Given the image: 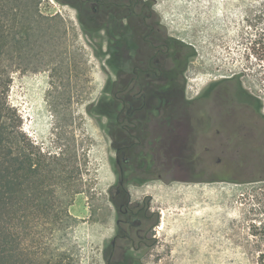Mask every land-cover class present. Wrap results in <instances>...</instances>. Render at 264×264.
<instances>
[{
    "label": "rangeland",
    "instance_id": "obj_1",
    "mask_svg": "<svg viewBox=\"0 0 264 264\" xmlns=\"http://www.w3.org/2000/svg\"><path fill=\"white\" fill-rule=\"evenodd\" d=\"M37 1L43 19L34 22L26 59L10 69L7 100L28 146L69 165L60 198L69 201L74 218L67 224L71 264H106L104 248L115 228L109 199L114 151L102 122L88 108L113 79V61L99 41L83 34L71 7L59 0ZM152 1L170 34L190 48L194 83L231 75L261 101L264 116V68L244 55L246 0ZM109 51L112 55V46ZM217 174L213 165L194 172L187 164L180 181L131 188L133 199L151 196V211L160 212L153 232L157 242L144 264H256L257 250L264 246L259 242L264 181L218 182Z\"/></svg>",
    "mask_w": 264,
    "mask_h": 264
},
{
    "label": "flooded vegetation",
    "instance_id": "obj_2",
    "mask_svg": "<svg viewBox=\"0 0 264 264\" xmlns=\"http://www.w3.org/2000/svg\"><path fill=\"white\" fill-rule=\"evenodd\" d=\"M59 1L113 61V79L88 108L114 151L115 228L104 258L144 264L160 212L151 211V196L133 199L131 188L180 181L187 164L194 172L213 165L218 182L264 181L262 109L231 75L194 83L190 48L170 34L152 0Z\"/></svg>",
    "mask_w": 264,
    "mask_h": 264
},
{
    "label": "trees",
    "instance_id": "obj_3",
    "mask_svg": "<svg viewBox=\"0 0 264 264\" xmlns=\"http://www.w3.org/2000/svg\"><path fill=\"white\" fill-rule=\"evenodd\" d=\"M37 4V0H0V264L74 261L67 237V224L74 218L69 201L60 198L69 165L28 146L7 100L10 69L26 59L34 22L43 19ZM241 34L245 57L264 68V0L245 1ZM259 242L264 243V226ZM256 264H264V246L257 250Z\"/></svg>",
    "mask_w": 264,
    "mask_h": 264
}]
</instances>
